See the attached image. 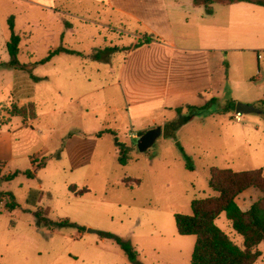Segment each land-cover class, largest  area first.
I'll list each match as a JSON object with an SVG mask.
<instances>
[{
	"label": "rangeland",
	"instance_id": "1",
	"mask_svg": "<svg viewBox=\"0 0 264 264\" xmlns=\"http://www.w3.org/2000/svg\"><path fill=\"white\" fill-rule=\"evenodd\" d=\"M5 1L0 6V264H192L195 236L176 231L174 214H190L192 199L216 194L208 185L210 167L261 168L264 175V7L215 4L212 22L201 35L195 29L194 45L224 48L230 80L223 95L205 101L203 113L193 119L177 122L192 110L188 105L163 115L175 122L173 138L162 114L155 115L156 123L147 117L129 122L124 110L111 109L124 97L119 85H106L116 81L109 63L116 69L123 54L113 51L107 61L90 57L100 47L127 41L111 10L89 0H39L57 4L60 13ZM8 21L21 37L18 61L29 70L11 66ZM60 45L81 55L59 53L39 62ZM28 102L34 105L33 119L15 115L1 124L13 105ZM238 102L262 112L241 113L236 121ZM115 126L120 130L102 132ZM154 127L161 134L140 152L137 135L128 134ZM116 140L127 147L125 164L117 160ZM242 193L252 201L263 196L253 187ZM64 219L72 224H56ZM215 222L243 247L224 212ZM106 233L129 241L135 261ZM255 249L260 255L254 264H264V243Z\"/></svg>",
	"mask_w": 264,
	"mask_h": 264
},
{
	"label": "crops",
	"instance_id": "2",
	"mask_svg": "<svg viewBox=\"0 0 264 264\" xmlns=\"http://www.w3.org/2000/svg\"><path fill=\"white\" fill-rule=\"evenodd\" d=\"M89 1L111 10L118 17L120 33L127 36V41L112 44L123 56L116 69L109 63V69L116 73V81L106 85L120 86L124 99L119 107L113 105L111 109L116 112L124 110L129 122L147 117L151 123H156L155 115L158 114H162L166 122L172 118L163 115L175 112L176 108L199 107L209 98L223 95L230 80L224 62V48L194 45L192 38L195 29L201 35L200 29L207 27L206 22H212L210 16L215 12V4L232 7L236 3H213L209 15L202 5H195L192 0ZM16 2L60 13L54 10L57 4H45L39 0ZM1 5H6V1H1ZM8 15L9 12L4 15L6 21ZM145 37L150 38V42L136 46L137 41ZM230 95L234 97L233 93ZM119 117L122 119V115ZM116 121L114 118V123ZM108 130L117 132L120 129L115 126ZM138 133L130 131L128 136L133 138ZM2 135L11 157V132L6 130ZM235 200L242 210L248 209L253 202L247 193L242 192Z\"/></svg>",
	"mask_w": 264,
	"mask_h": 264
},
{
	"label": "trees",
	"instance_id": "3",
	"mask_svg": "<svg viewBox=\"0 0 264 264\" xmlns=\"http://www.w3.org/2000/svg\"><path fill=\"white\" fill-rule=\"evenodd\" d=\"M195 5H202L207 14L212 13L213 3L232 4L245 2L264 7V0H192ZM10 30L9 39L6 41V49L10 58L11 66L14 68L28 69L26 64L18 61L19 43L21 37L13 30V23L8 21ZM150 38L145 37L138 40L136 46L147 44ZM118 50L117 46H105L94 51L91 58L94 60L107 61L113 51ZM58 53L81 55V52L64 46H57L49 50L47 56L39 62L44 63ZM29 70V69H28ZM34 80L37 77L32 76ZM214 100V98H211ZM264 105V95L261 99ZM192 109L189 114L183 115L178 122L181 124L191 120L196 115L203 113L205 106H189ZM179 113V108L175 109ZM222 109L221 112H225ZM19 115L31 120L35 117L34 105L30 102L23 106L13 105L8 116L1 124L10 122L11 117ZM177 125V124H176ZM167 135L175 138V122L173 120L165 122L164 126ZM102 132H110L104 129ZM101 133V132H100ZM142 132L137 134L139 137ZM119 145L117 160L120 164H125L128 160L127 147ZM32 162H35L32 159ZM44 163V161H43ZM43 165V164H41ZM17 173H9L6 178L12 179ZM31 176V171L26 172ZM208 185L216 193L204 198L192 199L190 202L191 213H175V227L180 235H193L195 241L191 253L192 264H254L260 253L255 249L259 243H264V175L261 168L233 170L231 168H221L211 166L209 169ZM249 187L259 190L263 196L254 200L250 207L242 210L236 203V197ZM82 193V192H80ZM13 207V204L11 205ZM224 212L230 221L232 228L242 236L243 247H239L230 237L216 224L215 220L220 213ZM57 225H71L67 219L56 222ZM106 237L112 238L120 249L125 253L129 261L136 259V250L129 241L119 236L106 233Z\"/></svg>",
	"mask_w": 264,
	"mask_h": 264
},
{
	"label": "water",
	"instance_id": "4",
	"mask_svg": "<svg viewBox=\"0 0 264 264\" xmlns=\"http://www.w3.org/2000/svg\"><path fill=\"white\" fill-rule=\"evenodd\" d=\"M261 113L262 110L252 105L238 102L235 107V113ZM161 134L160 127H154L144 131L137 139L136 146L140 152L147 150L152 146L157 137Z\"/></svg>",
	"mask_w": 264,
	"mask_h": 264
},
{
	"label": "built area",
	"instance_id": "5",
	"mask_svg": "<svg viewBox=\"0 0 264 264\" xmlns=\"http://www.w3.org/2000/svg\"><path fill=\"white\" fill-rule=\"evenodd\" d=\"M239 116H240V114L235 113V119H236V121H239L240 120Z\"/></svg>",
	"mask_w": 264,
	"mask_h": 264
}]
</instances>
